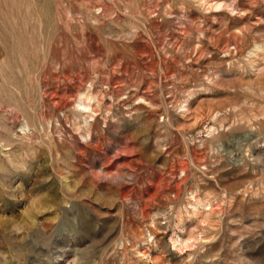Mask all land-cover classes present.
I'll list each match as a JSON object with an SVG mask.
<instances>
[{
	"label": "rangeland",
	"instance_id": "374dc122",
	"mask_svg": "<svg viewBox=\"0 0 264 264\" xmlns=\"http://www.w3.org/2000/svg\"><path fill=\"white\" fill-rule=\"evenodd\" d=\"M0 264H264V0H0Z\"/></svg>",
	"mask_w": 264,
	"mask_h": 264
}]
</instances>
